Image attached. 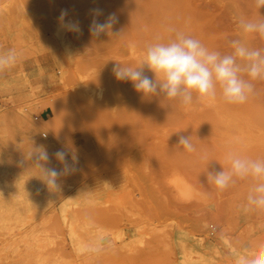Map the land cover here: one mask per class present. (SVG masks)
Here are the masks:
<instances>
[{
  "label": "rangeland",
  "instance_id": "374dc122",
  "mask_svg": "<svg viewBox=\"0 0 264 264\" xmlns=\"http://www.w3.org/2000/svg\"><path fill=\"white\" fill-rule=\"evenodd\" d=\"M94 9L102 11L100 22L116 18L99 38L89 32ZM62 10L80 22L82 35L59 29ZM239 17L264 19V8L255 0H0V52L18 54L0 72V264H235L264 241V209L243 211L253 181L237 179L220 191L207 180L208 171L229 168V152L264 158V80L252 81L254 92L230 111L219 90L216 100L194 97L185 106L196 151L185 150L183 164L149 156L141 172L133 170L123 143L134 128L109 126L137 107L138 92L112 69L139 64L146 34L174 38L175 29L221 54L236 39L264 52V39L243 34ZM254 111L261 118L250 117ZM209 117L217 127L205 125ZM109 119L115 122L103 123ZM179 134L168 136L177 144ZM143 141L142 150L152 149ZM41 146L46 167H62L53 155L61 149L78 158L58 190L39 179L30 157Z\"/></svg>",
  "mask_w": 264,
  "mask_h": 264
},
{
  "label": "clouds",
  "instance_id": "9594fccd",
  "mask_svg": "<svg viewBox=\"0 0 264 264\" xmlns=\"http://www.w3.org/2000/svg\"><path fill=\"white\" fill-rule=\"evenodd\" d=\"M256 7L264 8V0H255ZM102 15L100 9L93 10V19L89 25L92 37L99 38L101 34H109L116 22L114 14L108 16L105 22L96 17ZM68 11L62 10L58 17V27L79 37L82 28L78 20L67 19ZM238 27L243 34H258L264 39V19L250 20L238 18ZM175 33L174 38L164 42L157 38L145 46L143 56L135 67L122 66L116 63L112 71L119 81L131 82L134 89L144 96H163L169 100H178L187 106L194 97L199 100L215 99L217 92L221 98L231 104H243L254 92L252 81L264 80V52L247 46L242 40L231 41L233 51L221 54L219 51L209 50L199 39L183 32L169 29ZM18 60L14 49L0 52V72L11 68ZM242 61L243 63H239ZM145 67L153 73L150 77L145 74ZM245 76L248 79H245ZM177 146H182L187 152L196 151L191 135H180ZM55 159L62 167H46L50 162L48 151L44 147L36 148L30 155L34 157L35 166L39 168V178L48 189L58 190V180L68 175L78 163L75 152L58 150ZM71 156V163L69 161ZM201 159L208 160L207 154ZM229 164L227 170L208 171L207 180L216 189L223 191L235 184L237 179L253 181L244 212L264 209V158H249L229 152L226 156ZM210 163V162H209ZM208 163V165H209ZM235 264H264V241L254 247L245 248L236 257Z\"/></svg>",
  "mask_w": 264,
  "mask_h": 264
},
{
  "label": "bare ground",
  "instance_id": "6f19581e",
  "mask_svg": "<svg viewBox=\"0 0 264 264\" xmlns=\"http://www.w3.org/2000/svg\"><path fill=\"white\" fill-rule=\"evenodd\" d=\"M136 15H138V13ZM129 18H132V16H129ZM135 18H137V17H133V19H131V20H133V22H134V21H136ZM138 20H140V19L138 18ZM162 20H165V19H162ZM169 20L171 22V18ZM131 23L128 22V24H130V27L133 26ZM133 24H135V23H133ZM161 32H163V31H161ZM157 38H159L160 40H162L164 42H167L169 39H172L173 37L170 35H164L162 33H159V34H157L156 32L152 33V31H151V33L146 34V36L142 38V39H144V41H148V42H146L145 44H143L141 46L145 49V46L147 44H149L151 42H155L157 40ZM140 47H137V48L139 49ZM135 66H137V65H135ZM135 66H132V67H135ZM144 71L147 72L149 75L153 76V73H151L147 69V67H145ZM125 89H128V88H125ZM141 95H142V93L138 92L139 99L137 98L138 99L137 107L133 108L132 111L126 113L125 116L122 117V119H119L118 121L116 120V122L112 119L111 120L109 119L110 121H103V123L105 124V122H111L112 121V122H115L117 124H115V123L110 124L109 123V126H111V125L113 126V124H114L116 126L118 125V127L121 126V128H125V129L126 128H134V132H135L133 134L134 137L136 136V133H138V131H139L140 135L138 138L131 137V138L127 139L126 142L123 143V145H126L128 143L129 155L131 156V159H133V161H132V169L133 170H135L137 172H141L142 169L138 165L140 164V162L142 160H146V158L149 156H153L154 158H157L160 160L165 159V160H167L165 162L171 163V164H172V161H169L170 159L173 160L174 162L176 161V163L180 162L183 164V162H185V156H186L185 155V149H183V147H177V144H175L174 138L170 137L168 135L170 132L177 130V129H178V132L180 133L179 136L180 135H186L185 127L187 125L186 118H187L188 112H187V110H185V105L180 103L178 100H174V101L171 100L170 102L168 100H166L165 102L168 101L167 102L168 104L163 102V104L158 105V103L156 101L157 100L156 97H153L156 99L155 101H153V99H151V98H149V99L146 98V100H144V99H142ZM200 101H198V102H200ZM204 102H207V101H204ZM85 103L91 109H97V107H98L97 104H95L93 102L91 103V102L85 101ZM155 103H157V104H155ZM169 103L172 105H169ZM224 103H225V105H227L226 110H228V111L232 110L231 106L234 104L228 103L226 101H224ZM200 104L198 103V105H200ZM220 106H222L221 103H220ZM248 110L250 111V109H248ZM257 110L258 109H256L255 111H257ZM255 111L253 112V115L250 114V115H252L250 117H255V116L257 117L258 115H261V114H258V115L255 114V113H260L261 111H259V112H255ZM249 113H251V112H249ZM261 113L264 116V114H263L264 112H261ZM254 114H255V116H254ZM92 115L93 114H91V116ZM101 115H103L102 117L106 118V116H105L106 114L105 115L101 114ZM242 117H244V116H242ZM86 118H89V117H86ZM258 118H261V117L258 116ZM106 119H108V118H106ZM106 119H104V120H106ZM254 120H255V118H254ZM208 121H211L210 117H209V120L205 119L204 122L208 123L205 125H207L209 127H210V125L215 126L212 123L214 121H211V122H208ZM201 123H202L201 125H203L202 128L205 127V128L210 129L209 127H206L204 125L203 121ZM216 123H218V121H216ZM237 123H239V122L237 121ZM245 123H248V122H245ZM247 125L249 126V124H247ZM109 126L103 127V128L107 129V128H109ZM114 127L112 129H114ZM215 127H217V126H215ZM220 127H222V126H220ZM205 128H204V130H205ZM128 130H130V129H128ZM108 131H109V129H108ZM129 133H131V132H129ZM240 133H242V132H240ZM240 133H238V134H240ZM148 138L152 142V143L150 142V145H151L150 147H152V149L142 150L143 147L147 146L146 144H144L145 142L143 140L144 139L146 140ZM254 138H255V136H254ZM119 139H120V137H119ZM248 139H250V138H248ZM250 140H252V139H250ZM156 142H158V143H156ZM115 144H117V143H115ZM162 144H163V146H162ZM144 145H146V146H144ZM160 145H161V147H160ZM243 145H245V144H243ZM120 148H122V147H120ZM242 148H244V147H242ZM120 151H122V150H120ZM119 154H117V155H119ZM248 154H250V153H248ZM171 164H169V165H171ZM165 171H169V169L161 171L159 173L162 174V173H165ZM90 217H92V215Z\"/></svg>",
  "mask_w": 264,
  "mask_h": 264
}]
</instances>
